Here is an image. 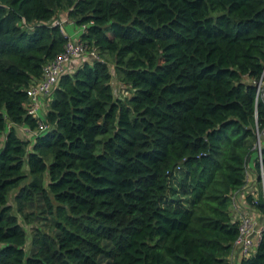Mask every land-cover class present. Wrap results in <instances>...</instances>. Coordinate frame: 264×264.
<instances>
[{"label": "trees", "instance_id": "trees-1", "mask_svg": "<svg viewBox=\"0 0 264 264\" xmlns=\"http://www.w3.org/2000/svg\"><path fill=\"white\" fill-rule=\"evenodd\" d=\"M62 11L86 56L42 117L28 91L74 38ZM261 79L264 0H0V264H264L232 198ZM256 169L263 213L264 145Z\"/></svg>", "mask_w": 264, "mask_h": 264}, {"label": "built area", "instance_id": "built-area-1", "mask_svg": "<svg viewBox=\"0 0 264 264\" xmlns=\"http://www.w3.org/2000/svg\"><path fill=\"white\" fill-rule=\"evenodd\" d=\"M83 44L77 37L76 39H70L66 44L65 50L59 53L54 59L47 62L44 66L43 77L38 83L28 91L30 97L33 100V106L30 109L31 112L37 110L41 106L40 96L49 97L55 86L58 84L59 77L66 69L65 63L71 58L80 55L83 52ZM263 80L258 83L259 94L263 96L260 90L263 89ZM46 126L44 125L43 128ZM264 137V127L262 129L257 128V142L258 153L261 157L262 139ZM263 174V167H262ZM264 192V183L262 185ZM255 189L250 186L249 193H252ZM233 195V201H234ZM264 196V195H263ZM240 221V234L236 240V247L240 250V253L250 255L254 252L259 244L264 230V212L261 215H255L253 212L247 210L242 214H238ZM260 218L263 220L262 225H259Z\"/></svg>", "mask_w": 264, "mask_h": 264}, {"label": "crops", "instance_id": "crops-1", "mask_svg": "<svg viewBox=\"0 0 264 264\" xmlns=\"http://www.w3.org/2000/svg\"><path fill=\"white\" fill-rule=\"evenodd\" d=\"M74 38H77V37H74ZM79 60H82V59L79 58ZM72 68H74L73 67V63H72V66H69L67 68V70L71 71ZM262 94H263L262 97L264 98V83H263ZM19 129H20V131L22 133L25 134V136H28V137H33L32 134H34V132H35V131H32V130H27V126L19 127ZM28 131H31L30 133H32V134L30 135V133ZM263 145H264V143H263ZM257 155H258V152H254L249 157V160H248V175H247L246 182L240 189H238L234 193L235 196H234L233 207H234V213L237 216H239L238 214H242V213H244L247 210L253 212L255 215H261L262 214V212L259 209H257L255 206L250 205L249 202L247 201V198H246L247 194L249 193L248 192L249 187L253 186V188L256 189V184L258 182L259 172L256 169V156ZM262 185H263V181H262ZM262 223H263V220L260 218L259 225H262Z\"/></svg>", "mask_w": 264, "mask_h": 264}, {"label": "rangeland", "instance_id": "rangeland-1", "mask_svg": "<svg viewBox=\"0 0 264 264\" xmlns=\"http://www.w3.org/2000/svg\"><path fill=\"white\" fill-rule=\"evenodd\" d=\"M67 18H68V21H70L69 20V16H68V13H67V11H62V12H60V15H58L57 17H56V19H57V21L58 22H61V24L64 26V31H65V33L69 36V37H76V36H78V34H80L81 33V27L80 26H75L73 23H71V22H68L67 21ZM73 39V38H72ZM74 39H76V38H74ZM84 56H86V54H84V53H81L80 55H78V56H76V57H71L66 63H65V65H66V70H67V68L69 67V66H72V63H73V67H75L76 65H79V63H80V60H79V58H83ZM71 64V65H70ZM115 85H116V82H115ZM118 90H121V93H123V94H130V91H126V89H121V87H118V85H117V91ZM263 91V89L262 90H260V92H262ZM50 97H52V95L51 96H49V98ZM47 105H48V101H47V98L45 97V99L43 100V101H41V109L42 110H40V113H41V115H42V117H44L45 116V111L47 110ZM23 136H25V134L23 133L22 134ZM262 141H263V143H264V137H263V139H262Z\"/></svg>", "mask_w": 264, "mask_h": 264}, {"label": "clouds", "instance_id": "clouds-1", "mask_svg": "<svg viewBox=\"0 0 264 264\" xmlns=\"http://www.w3.org/2000/svg\"><path fill=\"white\" fill-rule=\"evenodd\" d=\"M262 97V96H261ZM263 98V97H262ZM256 142H257V139H256ZM262 146H263V141H262ZM258 155H259V153H258ZM259 157H260V155H259ZM263 167V166H262ZM248 175V174H247ZM261 175H263L262 173H261ZM263 183H264V180H263ZM240 189V188H239ZM238 190V189H237ZM236 190V191H237ZM236 191H234V193L236 192ZM234 195V194H233ZM233 198V197H232ZM263 232H264V230H263Z\"/></svg>", "mask_w": 264, "mask_h": 264}, {"label": "water", "instance_id": "water-1", "mask_svg": "<svg viewBox=\"0 0 264 264\" xmlns=\"http://www.w3.org/2000/svg\"><path fill=\"white\" fill-rule=\"evenodd\" d=\"M8 122H10V120H8Z\"/></svg>", "mask_w": 264, "mask_h": 264}]
</instances>
